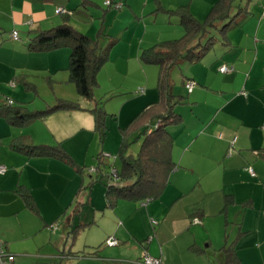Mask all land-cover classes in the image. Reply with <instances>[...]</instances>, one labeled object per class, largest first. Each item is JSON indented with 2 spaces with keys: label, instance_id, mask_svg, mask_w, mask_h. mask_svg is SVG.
I'll return each mask as SVG.
<instances>
[{
  "label": "crops",
  "instance_id": "obj_1",
  "mask_svg": "<svg viewBox=\"0 0 264 264\" xmlns=\"http://www.w3.org/2000/svg\"><path fill=\"white\" fill-rule=\"evenodd\" d=\"M111 1L124 7L112 12L105 5L107 0H0V84L7 89V82L18 76L20 66L15 61L26 55L35 33L58 27L67 18L81 33L99 39L101 22L105 32L104 26L107 23L110 30L115 17L127 25L126 40L125 35L112 37L107 47L112 45L109 58L102 68L110 65L114 73L135 74L137 83L127 91L144 90L150 82L151 65L142 64L140 56L147 49L144 45L151 23L153 28L163 27L152 31L149 48L171 35H184L180 19L168 11L187 7L203 23L219 0ZM260 2L264 5V0ZM60 8L65 15L57 13ZM249 17L242 22V31L229 37L232 28L226 34L227 44L222 41L223 35L216 34L217 43L223 47L215 53V59L199 62L206 64L203 76L191 70V75L184 78L185 85L188 79L193 80L195 88L188 93L187 102L176 108L182 123L169 128L177 169L160 197L152 201L120 198L110 207L108 189L95 183L88 187L86 174L95 176L88 169L96 166L100 153L88 169H84L86 161L82 165L75 157L76 153L83 157L96 143L95 122L86 115L54 114L44 121L48 128L37 125V131L35 127L11 125L0 116V167L7 169L0 175V240L15 256L14 264H135L145 255L162 258L164 264H264V39L260 38L264 14ZM114 25L119 28L117 23ZM14 32L19 33L18 40L12 37ZM93 41L100 51L107 49L99 47V40ZM18 42L25 48L17 47ZM34 52L35 60L60 59L57 49ZM69 52H64V64ZM69 63L67 58L68 69ZM223 66L232 71L221 73ZM60 69L55 64L50 70L55 74ZM156 88H145V93L136 95L124 92L113 98L123 101L122 106L117 104L112 110L118 128L128 126L138 113L158 100ZM116 89L109 86L106 93L113 94ZM16 90L19 92V87ZM6 93L4 101L15 102L16 95ZM185 105L188 107L180 109ZM20 137L38 145L61 143L77 166L15 151L11 144ZM187 171L194 175L192 179L185 178L183 172ZM214 171L216 177L212 176ZM21 187L30 190L37 212L28 208L18 193ZM96 188H102V194L96 196ZM87 190L91 192L89 198ZM227 197H233V203L228 204ZM102 227L97 241L78 239L83 238L81 232ZM217 230L215 240L212 233ZM109 239H116L118 246L109 247ZM229 248L236 250L234 259H230L233 251L226 252Z\"/></svg>",
  "mask_w": 264,
  "mask_h": 264
},
{
  "label": "trees",
  "instance_id": "obj_2",
  "mask_svg": "<svg viewBox=\"0 0 264 264\" xmlns=\"http://www.w3.org/2000/svg\"><path fill=\"white\" fill-rule=\"evenodd\" d=\"M237 1L219 0L203 23L199 22L187 7L168 11L170 16L180 19L184 35L179 39L160 42L142 51L140 56L142 64L154 65L159 69L156 88L158 100L138 113L128 126L120 129L122 135L119 150V157L122 160L121 168L118 169L108 162L111 158L110 154L107 158L106 154L101 153L96 159L97 164L93 167V171H90L97 175L91 177L88 187L104 179L114 181V184L107 186L110 207L114 206L116 200L120 198L133 199L138 202L152 201L159 198L169 184L170 176L177 169L172 158L174 138L169 128L182 123L183 117L177 113L176 108L187 102L186 97L173 92L172 71L183 63L197 64L204 59L217 44L216 32L223 35L222 41L227 44L225 36L237 23L238 16L242 13H249L251 0H247L245 6H237ZM236 10L239 14L234 16ZM204 40L208 41L206 45L202 43ZM111 47L112 45L105 51H100L98 44L72 27L67 18L65 23L58 27L35 33L28 47L30 51H47L58 48L71 50L70 80L76 85L79 95L93 103L90 112L94 117V131L102 141L107 135L108 114L102 103L95 98V89L99 84L98 74L108 61ZM231 71L232 69L227 73ZM188 82L195 83L191 79H188L186 84ZM137 93L145 92L140 89ZM117 96L114 95L112 98ZM62 110L78 111L80 105L75 102L58 100L55 106H49L44 111L32 112L27 108V104L14 105L12 100L0 102V116L17 127H25L38 120H44ZM133 136L135 140H132ZM139 141H141V149L137 156L129 155L130 145ZM11 147L31 157L52 158L71 166H77L61 143L55 146L37 145L30 138L20 137L13 140ZM262 155L264 156V153ZM113 169L118 171L119 182H116L113 177ZM79 172L82 173L83 170L79 169ZM18 193L24 198L28 208L37 212L30 190L21 187ZM233 200V197H227L226 202L230 204ZM235 251L232 248L226 250L227 253L232 252L230 259H234Z\"/></svg>",
  "mask_w": 264,
  "mask_h": 264
},
{
  "label": "rangeland",
  "instance_id": "obj_3",
  "mask_svg": "<svg viewBox=\"0 0 264 264\" xmlns=\"http://www.w3.org/2000/svg\"><path fill=\"white\" fill-rule=\"evenodd\" d=\"M246 4H247V0H238L236 3L237 6L238 5L245 6ZM119 6H121V7H119ZM107 7L110 9H113V10H110L112 12L120 11L124 7V4H122V3L113 4L112 6H107ZM249 12L251 14L250 17L246 13H242L238 16V19L236 21L237 23L235 24V26L231 30L230 34L228 35L229 37L231 34H235L238 31H242V30H240V29H242V26H243L242 22L245 21L247 19V17L251 18L252 15H254V14L258 15V12H262L264 14V5L261 4L260 0H251V2L249 4ZM70 14H71L70 12H67V16H69V18L72 16ZM238 14H239V12L236 10V13L234 14V16L238 15ZM258 17L260 19L261 14ZM150 20L152 21V19H150ZM98 22H99V20H98ZM100 22H101V20H100ZM115 23H117L119 25L118 29H116V25H114ZM103 25H104V22L102 21L99 28H98V31H97L100 34L99 39H98L97 35H96V37H94L92 39V40H96V41L99 40L98 43H99L100 48L106 49L111 44V41L113 40L112 37H114V36H117V38H121L119 36L125 35L124 39L126 40L127 25L126 26L123 25V21L113 17L111 20V23H110V26H112V28H110V30H109V27H106V26H108L106 23V26H104V27L106 28L105 32H108V35H107V33L103 32V29H102ZM153 25L154 24L152 22L150 27L148 28V30H150L151 32H149L148 34L146 33V28H145L144 33L147 34V38L145 40V45H144L145 47L144 48H149L148 44H149V40L152 38V35H153L152 31H154L156 29L159 30L158 28L161 29V27H163V26H154V28H153ZM71 26L74 27L73 25H71ZM80 26H83V28L87 29V26H85V25H80ZM142 29H144L143 26H142ZM216 34L219 35V36L217 35V37H221V34H219V32H216ZM171 36L172 37H168L170 39H166V40H173V39L180 38V37L174 38L173 37L174 35H171ZM260 38L264 39V29H262V31L260 32ZM116 41H118V39ZM207 42H208L207 40L202 41V43L204 45H206ZM21 45H22V43L18 42L17 47H19ZM263 45H264V43H263ZM21 47L25 48L24 46H21ZM222 47L223 46L221 43H217L214 46L213 50L211 52H209L207 54V56L203 59V61L210 59V58L215 59V57H216L215 53L218 52V50H221ZM57 50H59L58 53H59L60 59L57 58L56 60L53 58H49V57H47V58L39 57L38 59L35 60L33 55L36 52L30 51L29 49L26 50V52H25L26 55L23 56V58H18V60L15 61L16 65L20 66L19 69L17 70L19 77L14 76L12 78V80L7 82V86H8L7 89H5V86L3 85V83L0 84V102L4 101V99H5L4 94H7L6 91H8L11 94L16 95V96H14V98H15V102L13 101L14 105H17L19 103H23V104L25 103V104H27V108H29V110L32 112L44 111L49 106H55L57 104L58 100L75 102V103H78L80 105V110H78V111L62 110V111L56 112L54 114L69 113L68 115H77V114L80 116L86 115L89 119H92L94 121V117H93L92 113L90 112V109L93 108V103L91 101H88V100L84 99L83 97H81L77 91L76 85L70 81V72L68 69V65H66V60L68 58V63H69V57L70 56H67V58L65 56V64H64V52L65 53H67V51L71 52V50L69 48H58ZM30 52H32V56H30L31 55ZM200 63H198V64H193V63H188V62L183 63L181 66L175 68L172 71L171 77H172V80L174 82V90L176 91V94L179 95L182 93V95L184 97H186V98L190 97V96H188V91L185 90L184 78L191 75V70L198 71L203 76V74H204L203 68L205 67L206 64H205V62H203L202 64H200ZM55 64H59L61 69L59 71H56L55 74H53V71L50 69L53 68V66ZM149 67H150L149 69L151 71L150 72V82L148 84L149 87L148 86L143 87L144 90H145V88H148V89L149 88H152V89L156 88L157 81H158V74L159 73L158 74L155 73V72L159 71L158 67H156L154 65H151ZM101 69H103V76L100 77L102 86H99V84H98V86L96 87L95 98L97 99L98 102L102 103L103 108L106 109L107 114H108L107 119H106L107 135L105 136L104 141H102L100 139L99 135H97V133H94L95 138H96V143L93 145L92 149L88 153L82 154L83 157H81L78 153H76L77 155L75 157H78L81 160L80 162L82 165L86 161L88 165H86V167H84V169H88L90 166H93V164H94V158H93L94 156L96 157L99 153L100 154L101 153L102 154H110L111 158H109L108 161H110V163L113 166L120 169L122 166V160L119 157V149L121 146V133H120V128H118L119 125H118L117 118H116L117 116H114L112 114V110H116V107H114V106H116L117 104H120V106H122L123 101L120 100L118 102V100H114L112 97L114 95L124 93V92L125 93L126 92L132 93L133 95H136L137 89L131 90L132 92L127 91V90H129L128 88H132L131 86H134L137 83V79H136L135 74L134 75H131V74L125 75V74H118L117 72L114 73L113 72L114 67H111L110 65L105 66ZM152 71H153V73H152ZM2 77L5 78L6 76L4 75ZM14 78H16V79H14ZM199 84L202 85V83H199ZM109 86H112V87L116 86L117 87L116 91H114L113 94L112 93H106V89ZM18 87L20 89L19 92H17V90H16ZM244 95H246V93H244ZM115 98L117 99V97H115ZM188 101H189V99H188ZM187 107L188 106L185 105L183 107H180V109H184ZM112 108H114V109H112ZM188 109H190V108H188ZM116 112L118 115V111H116ZM54 114H52V115H54ZM46 119H48V117ZM46 119L38 120L39 122H42V123L38 124V121H36L32 124L27 125V127L28 128L29 127H35L36 131H37V125H43L45 128H48L47 124L44 122ZM67 119L68 118H65V120H67ZM25 127H23V128H25ZM219 135H220V133H219ZM217 138H219V137H217ZM132 140H135V139L132 138ZM37 145H38V143H37ZM48 146H53V145H48ZM69 146H71V145H68V147ZM74 146H77V145H74ZM140 149H141L140 143H137V142L132 143L130 145L129 150H128V154L129 155L135 154V156H137ZM228 152L230 154V149ZM74 154H75V152L73 153V155ZM82 165H79V166H82ZM88 171L89 172L93 171V167L88 169ZM208 171H209V169H207V173H208ZM183 173L185 174V176H186L185 178H187V179H192L194 177V175L190 171L189 172L188 171L183 172ZM92 174L95 175L94 177H96V175H97L96 173H92ZM212 176L216 177L215 171L213 172ZM90 178H91V176L87 173L86 177H85L87 184L90 182ZM110 184L111 185L114 184V181H112L110 179H104L103 181L96 182L94 184V186H96V187L102 186L107 190V186ZM95 191H96V196H98L100 193L102 194V188L101 189L96 188ZM90 193L88 192V190L86 191L87 198H89ZM86 201H87V199H86ZM82 209H83V207H82ZM218 219H221L219 221H222V218H218ZM215 220H216V218L213 219V221L215 224H217L218 221H215ZM215 227H216V225H215ZM217 227H218V224H217ZM94 229H96V230H94ZM94 229L91 230L92 232L88 231L84 234H83V232H81L80 235H82L83 238H80V237L78 238V239H80V242L97 241L99 239V234L102 233V230L104 228L102 227V229H100V230L97 228H94ZM217 234H218V230H217V232L213 231V233H212V236L214 237L215 240H217V238H218Z\"/></svg>",
  "mask_w": 264,
  "mask_h": 264
},
{
  "label": "built area",
  "instance_id": "obj_4",
  "mask_svg": "<svg viewBox=\"0 0 264 264\" xmlns=\"http://www.w3.org/2000/svg\"><path fill=\"white\" fill-rule=\"evenodd\" d=\"M106 6H112L113 3L111 0H107V2L105 3ZM121 7V6H119ZM57 13L58 14H66V11L62 8L58 9L57 10ZM12 37L15 39V40H18L19 39V33L18 32H14ZM230 69L226 66H223L220 68V72L221 73H227ZM195 88V83H192V82H188L186 84V89L188 90L189 93H192L193 90ZM143 92V91H142ZM222 137V135L220 136ZM235 142H236V138L233 139L232 141V144H231V150L233 149L234 145H235ZM105 157L109 158L110 155L109 154H106ZM7 171V169L5 167H0V174L3 175L5 174ZM249 172L250 174L255 177V173H254V170L253 169H249ZM112 174H113V177L115 179L116 182H119L120 181V178H119V174H118V171L116 169H113L112 170ZM195 223H199V220H195ZM106 244L109 246V247H116L118 246V241L116 239H109ZM15 263V256L13 254H11L8 250H7V247H6V244L5 242H3L2 240H0V264H14ZM135 264H164V261L162 258H153L151 256H148V255H145L143 259L139 260L138 262H136Z\"/></svg>",
  "mask_w": 264,
  "mask_h": 264
}]
</instances>
